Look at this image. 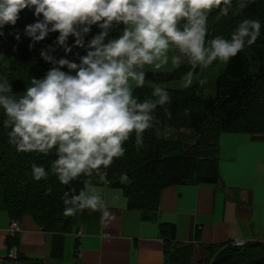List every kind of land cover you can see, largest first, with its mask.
I'll return each instance as SVG.
<instances>
[{"label":"clouds","instance_id":"clouds-1","mask_svg":"<svg viewBox=\"0 0 264 264\" xmlns=\"http://www.w3.org/2000/svg\"><path fill=\"white\" fill-rule=\"evenodd\" d=\"M251 2L235 0L232 17L241 16ZM232 8L233 0H0V36L5 26H15L25 9L34 17H43L25 26L33 44L49 33H59L56 44L65 54L72 51L66 46L69 36L75 37V47L83 48V38L92 26L101 30L87 45L79 65L63 58L55 61L50 55L54 48L42 51L41 58L55 67L41 80L33 77L23 95H10L7 78L0 79V110L6 118L5 128L10 129L9 143L18 151L45 155L55 149L51 172L62 185L99 174L124 156V145L133 134L139 149L143 134L156 120L151 113L171 103L169 92L159 85L153 86L154 99L141 102L133 94L145 85V66L158 70L168 64L170 50L178 51L172 64L179 67L181 57L187 58L191 70L183 80L190 87L198 75L197 67L206 68L215 61L227 63L246 45L256 43L261 23L249 18L240 20L230 39H206L213 10H218L219 19L229 17ZM181 21L182 29L178 27ZM114 22L125 25L123 34L105 44ZM14 36L19 40V33ZM65 67L68 73L60 71ZM206 83V79L198 80V86ZM165 113L171 115L168 109ZM31 170L37 181L48 178L42 165L33 164ZM126 177L122 174L121 182L130 183ZM62 199L65 205L69 203ZM101 200V196L82 192L71 201L75 207H65L64 214L99 210Z\"/></svg>","mask_w":264,"mask_h":264},{"label":"trees","instance_id":"trees-1","mask_svg":"<svg viewBox=\"0 0 264 264\" xmlns=\"http://www.w3.org/2000/svg\"><path fill=\"white\" fill-rule=\"evenodd\" d=\"M234 11L235 0L229 17L217 19L218 10H213L208 19L207 40L215 36L218 25L227 28L225 39H230L243 18L260 21V36L254 45H246L226 63L214 82L213 95L204 98V85L198 86V82L177 90L164 87L168 82L184 78L191 70L186 57H181L180 66L168 72L153 73L144 67L145 85L135 89L133 94L141 102L154 99L151 95L153 86L159 85L169 92L171 103L157 107L151 113L156 120L153 121V128L143 134L144 144L139 149L133 134L124 145V156L114 159L99 174L81 176L68 185H62L51 172L52 162L57 158L55 149L47 155L18 151L8 141L10 129L5 128L6 118L0 110V207L12 219L28 215L45 229L64 230L78 214L77 211L74 215H65V207L74 208L71 201L80 197L88 184L98 182L102 176L110 186L123 191L129 209L145 213L154 212L160 193L167 186L190 182L215 183L218 179L217 153L221 134H248L256 139H264V0H252L241 16L232 17ZM38 19L42 20L43 17H34L28 9L20 12L15 26H11L12 34L0 53V79L7 78L12 88L10 95H23L33 77L41 80L55 67L41 58L42 51L48 52L54 48L50 55L55 61L63 58L79 65L80 58L88 50L87 45L101 31L97 26H92L83 38V48L75 47V37L69 36L66 46L71 47L72 51L65 54L63 48L56 44L59 33H49L43 41L34 44L25 34V26ZM124 27L123 24L118 25L116 38L123 34ZM178 27L182 29L183 21ZM15 33H19V40L15 39ZM30 44H33L31 48ZM172 52L179 55L178 51ZM60 71L68 73L69 69L65 67ZM195 71L199 73L200 67ZM71 74L75 75V72ZM165 109L170 111V116ZM182 129L188 133H181ZM33 164L42 165L49 173L48 178L39 181L33 179ZM122 174L127 175L130 183L121 182ZM63 197L69 201L67 205ZM217 248L210 249L214 256L209 264H264V245L261 243H248L242 247L226 244ZM15 261L14 264H32L26 260Z\"/></svg>","mask_w":264,"mask_h":264},{"label":"crops","instance_id":"crops-1","mask_svg":"<svg viewBox=\"0 0 264 264\" xmlns=\"http://www.w3.org/2000/svg\"><path fill=\"white\" fill-rule=\"evenodd\" d=\"M217 158L215 183L167 186L152 213L129 209L103 176L84 189L103 207L78 211L64 230L28 215L12 219L0 207V264H209L211 248L264 245V139L223 133Z\"/></svg>","mask_w":264,"mask_h":264},{"label":"rangeland","instance_id":"rangeland-1","mask_svg":"<svg viewBox=\"0 0 264 264\" xmlns=\"http://www.w3.org/2000/svg\"><path fill=\"white\" fill-rule=\"evenodd\" d=\"M118 25L119 24L114 22L113 25L109 28L108 35L105 37V40H104L105 44H107L110 40L116 38ZM10 30H11V26H5V28L3 29L4 34L0 36V53L2 52L4 46L6 45V43L8 42L10 38ZM215 33H216L215 36H222L225 38L226 33H227V28L223 25H218L217 27H215ZM172 57H173V52L172 50H170L168 53V64L167 65L163 66L162 68L158 70L150 66H145V68L147 71H150L153 73L168 72V71L175 70L177 67L172 64ZM225 65H226L225 62L215 61L206 68L200 67V72L197 73L198 75H194L193 84L198 82L199 79H206L207 81V83L204 84L203 91H202V96L204 98L213 95L214 82L217 76L219 75V73L225 68ZM184 78L177 80V81L168 82L164 85V87L170 88V89H176V90L185 88L186 86H185V81L183 80ZM182 132L188 133L187 130H183V129L181 130V133Z\"/></svg>","mask_w":264,"mask_h":264},{"label":"built area","instance_id":"built-area-1","mask_svg":"<svg viewBox=\"0 0 264 264\" xmlns=\"http://www.w3.org/2000/svg\"><path fill=\"white\" fill-rule=\"evenodd\" d=\"M16 230H17V223L14 222V221H12V222L10 223V227H9V229H8V233H9L10 235H13V234L15 233ZM233 245H234V246H240L241 244H240L239 242H236V243H234Z\"/></svg>","mask_w":264,"mask_h":264}]
</instances>
